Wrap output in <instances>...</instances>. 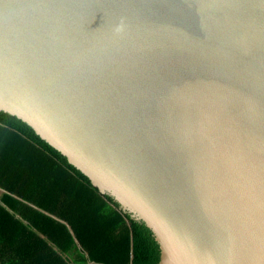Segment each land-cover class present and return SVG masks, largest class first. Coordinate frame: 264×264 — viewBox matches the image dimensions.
Masks as SVG:
<instances>
[{"label": "water", "instance_id": "obj_1", "mask_svg": "<svg viewBox=\"0 0 264 264\" xmlns=\"http://www.w3.org/2000/svg\"><path fill=\"white\" fill-rule=\"evenodd\" d=\"M0 112L158 264H264V0H0Z\"/></svg>", "mask_w": 264, "mask_h": 264}, {"label": "trees", "instance_id": "obj_2", "mask_svg": "<svg viewBox=\"0 0 264 264\" xmlns=\"http://www.w3.org/2000/svg\"><path fill=\"white\" fill-rule=\"evenodd\" d=\"M0 190V264H158L141 222L3 112Z\"/></svg>", "mask_w": 264, "mask_h": 264}, {"label": "rangeland", "instance_id": "obj_3", "mask_svg": "<svg viewBox=\"0 0 264 264\" xmlns=\"http://www.w3.org/2000/svg\"><path fill=\"white\" fill-rule=\"evenodd\" d=\"M0 193H1V190H0Z\"/></svg>", "mask_w": 264, "mask_h": 264}]
</instances>
